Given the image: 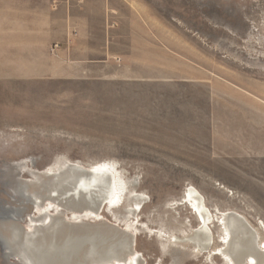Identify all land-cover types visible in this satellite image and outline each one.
<instances>
[{
	"label": "rangeland",
	"instance_id": "obj_1",
	"mask_svg": "<svg viewBox=\"0 0 264 264\" xmlns=\"http://www.w3.org/2000/svg\"><path fill=\"white\" fill-rule=\"evenodd\" d=\"M115 2L121 7L111 18L106 14L105 23L126 25L130 38L114 45L113 52L122 55L114 54L113 64L101 70L142 78H61L53 56L34 65L38 73L30 64L23 65L24 71L0 65L1 71L7 68V75L0 73L6 75L0 78L2 224L18 216L24 230L29 217L60 212L55 218L67 222L74 213L94 227L105 223L100 227L113 239L111 232L120 237L116 230L125 229L134 238L140 264H224L220 257L210 262L207 250L168 246L162 236L172 233L183 241L198 227L185 203L175 209L191 186L204 197L209 222L232 211L264 238V0ZM59 47L53 43L49 52ZM63 160L83 165L106 161L124 179L123 191L139 198L124 195L128 207L106 209L105 194L96 188L74 196L81 178L76 174L66 186L72 196L60 197L51 189L40 198V211L31 192L28 199L14 193L13 177L29 181V170ZM21 161L29 162L19 173L13 163ZM55 205L60 208L54 210ZM131 207L133 214L127 213ZM89 209L98 216L86 213ZM214 223H209L210 247L219 246L221 231ZM1 247L0 264H21L3 255Z\"/></svg>",
	"mask_w": 264,
	"mask_h": 264
},
{
	"label": "bare ground",
	"instance_id": "obj_2",
	"mask_svg": "<svg viewBox=\"0 0 264 264\" xmlns=\"http://www.w3.org/2000/svg\"><path fill=\"white\" fill-rule=\"evenodd\" d=\"M55 159L57 160V158ZM27 162L29 161L13 163V166L15 170L16 168L19 170L22 169V167L24 168V164ZM26 167H28V164H26ZM112 167L113 165L109 166L106 161L83 165L77 161L63 160L59 165L54 163L41 170H29V173L31 174L30 176H32L29 181H20L16 176L15 178L13 177V185L15 184L13 191L17 194V197L22 199H28L29 196H27V193L31 192V196L34 198L35 207L37 211H40L42 204H39V200L51 189L54 194L58 193L60 197L62 196L61 194L68 192L72 196L73 191L71 193L70 191L67 192L66 186L68 185V182L72 181V176L76 174L81 178L73 189L74 196L83 192L89 193V190L96 188L98 189V193L103 192V194H105L103 197L105 201H112L113 199L119 200L123 192H125L124 195L128 198L132 197V193L126 192L127 190L123 191L126 188V183L124 182V179H121V175L118 173L117 169H113ZM11 171L14 173V170ZM20 171L22 170H19V173ZM23 171H28V168ZM184 192L185 194L182 195L184 200L183 203L180 202L175 209H179L178 207H181V205L183 206L184 203L188 207L192 205L193 209L199 213L198 219L195 213L189 208L191 213L198 219V227H195L194 229L196 230L190 235H187L190 232L186 234L184 238L185 241L180 240L179 237H176L172 233H169L168 236H162L168 246L169 244L186 245L195 249L198 253L207 250L209 255L212 253L210 257V262L212 263L216 257H220V259L224 261V264H264V238H260L261 235L258 231L248 229L243 216L242 218L232 211H222L220 212L219 217L216 216L218 217L216 219L217 221L214 220L217 224L214 223V221L209 222L210 216L208 215V209H206L207 204L200 192L191 186L186 188ZM133 197H135V200L138 195H134ZM123 202L121 203V206L126 205L128 207L130 201L126 204ZM137 202L140 204L139 199ZM137 202L134 201V205H137ZM47 204L51 206L52 203L48 201ZM54 207V210L60 208L57 205ZM13 210L17 211L15 207ZM127 211V213L133 214L132 207ZM47 213L48 214H45L41 219L37 215L36 216L39 219H32L33 217H29L30 224H27L26 228L23 227L27 230H23L18 224L20 223V218L18 216H12L13 220H10L12 218H9L10 222L8 224H2V221L5 219L0 218V243L2 245V247L1 245L0 247L3 255L8 257L9 255L14 256L15 260L17 259V262L21 264H88V260H92V264H109V262H112V264H140V256L138 252L134 248V250L132 249L134 238H132L131 234L128 235L125 229V231L122 229L121 231L116 230L121 235L120 237H116V234L111 232L113 236L115 235L113 239L111 238L112 236H110V232L105 228L100 227V225L107 226L105 223L101 222L97 227H94L93 223H90V221H83L85 219H83L82 216L74 214L73 212L74 217L72 220L69 221L68 218V221L64 222L60 216L59 218H55L60 212L57 214L55 213V217L49 214V211H47ZM86 213L94 217L98 216V213H96V210L94 209H89ZM46 220L47 222H45ZM44 223L46 224L44 225ZM209 223L216 224L221 231L219 236L220 240L217 239L219 246L210 247L213 241V231ZM79 224L89 227L85 231H77L78 229L75 228L78 227ZM8 225L12 226L9 228ZM35 225H37V227ZM112 226H115V224ZM183 227H189L185 230L191 229L190 226L183 225ZM213 227H215V225ZM2 228L7 230L6 235L3 233L4 231H2ZM181 228V226H178L177 229L181 230ZM190 231H192V229ZM258 238L259 240L257 241ZM111 239L116 243H112L110 241ZM209 247L210 249H208ZM126 253L127 256L125 255ZM121 256H124V258L120 259ZM93 259L96 260L93 261ZM11 264L17 263L14 262Z\"/></svg>",
	"mask_w": 264,
	"mask_h": 264
},
{
	"label": "crops",
	"instance_id": "obj_3",
	"mask_svg": "<svg viewBox=\"0 0 264 264\" xmlns=\"http://www.w3.org/2000/svg\"><path fill=\"white\" fill-rule=\"evenodd\" d=\"M115 3V0H0V65L24 71L23 65L30 64L33 72L38 73L34 65L53 56L55 73L61 78H142L134 72L101 70L106 64H113L114 54L122 55L113 52L114 45L130 38L124 33L128 30L126 25L105 23L106 14L111 18L113 10L121 7ZM53 43L60 47L52 54L49 47ZM6 70L0 69V73L7 75Z\"/></svg>",
	"mask_w": 264,
	"mask_h": 264
},
{
	"label": "built area",
	"instance_id": "obj_4",
	"mask_svg": "<svg viewBox=\"0 0 264 264\" xmlns=\"http://www.w3.org/2000/svg\"><path fill=\"white\" fill-rule=\"evenodd\" d=\"M54 48H57V44H54Z\"/></svg>",
	"mask_w": 264,
	"mask_h": 264
}]
</instances>
